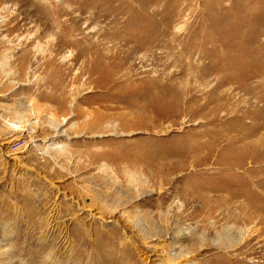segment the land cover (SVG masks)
Returning <instances> with one entry per match:
<instances>
[{
  "label": "rangeland",
  "instance_id": "374dc122",
  "mask_svg": "<svg viewBox=\"0 0 264 264\" xmlns=\"http://www.w3.org/2000/svg\"><path fill=\"white\" fill-rule=\"evenodd\" d=\"M114 263L264 264V0H0V264Z\"/></svg>",
  "mask_w": 264,
  "mask_h": 264
},
{
  "label": "bare ground",
  "instance_id": "6f19581e",
  "mask_svg": "<svg viewBox=\"0 0 264 264\" xmlns=\"http://www.w3.org/2000/svg\"><path fill=\"white\" fill-rule=\"evenodd\" d=\"M193 99H194V98H193ZM195 101H196V100H195ZM191 102H193V101H191ZM132 103H133V101H132ZM214 109H218V107H216V108H214ZM214 111H216V110H214ZM249 111H250V110H249ZM250 112H252V111H250ZM255 112H256V111H253L254 114L252 115V116H254V117H256ZM242 117H243V116H242ZM12 126H14V128L17 127L16 125H12ZM57 132H58V131H57ZM57 132H56V134H58ZM59 147H60V146H59ZM202 147L207 148V149L210 148L208 145H201V148H202ZM208 147H209V148H208ZM61 239H63L62 242L64 241L65 244L67 243V240H66L65 237L61 236ZM226 239H227V238H226ZM226 239H225V240H226ZM234 243H235V242H234ZM231 246H233V245H231ZM118 260H119V259H118ZM112 263H113V262H112ZM114 264H116V263H114ZM118 264H120V263H118ZM123 264H124V263H123Z\"/></svg>",
  "mask_w": 264,
  "mask_h": 264
}]
</instances>
